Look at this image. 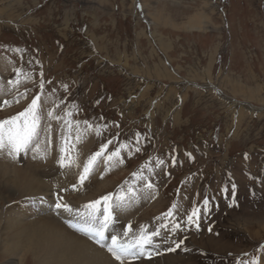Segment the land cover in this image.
Masks as SVG:
<instances>
[{"label": "rangeland", "instance_id": "obj_1", "mask_svg": "<svg viewBox=\"0 0 264 264\" xmlns=\"http://www.w3.org/2000/svg\"><path fill=\"white\" fill-rule=\"evenodd\" d=\"M37 96L39 114L70 112L71 133L77 124L90 133L83 165L107 146L82 184L47 182L51 199L112 195L121 234L115 211L148 208L155 193L138 227L180 225L178 238L160 228L150 259L125 264H264V0H0V120ZM4 195L0 264H35L12 255L5 233L11 219L36 215L20 218ZM173 241L183 243L168 251Z\"/></svg>", "mask_w": 264, "mask_h": 264}, {"label": "bare ground", "instance_id": "obj_2", "mask_svg": "<svg viewBox=\"0 0 264 264\" xmlns=\"http://www.w3.org/2000/svg\"><path fill=\"white\" fill-rule=\"evenodd\" d=\"M195 22L197 28V26H199L198 21ZM200 24L203 25V22L200 21ZM198 28L202 27L199 26ZM39 115L41 117L40 124L43 125V127L39 129V152L29 150L26 153H21L17 158L13 159L7 154V151H0V196L4 198V194L7 193V195L9 194V199L18 200L16 209L18 210L17 215L20 218L26 219L31 215H36L33 220H30L28 223L21 222L19 219L14 220V218L9 221V227H6L7 231H9L5 233L6 240L11 244L8 248L13 251L12 255L14 257H21L20 255L23 251L25 254H33L34 258L33 256L32 258L35 264H52L53 262H56L57 264H119L106 248L100 247L87 236L70 228L66 221L72 219V217L69 216L67 212H64L63 209H56L55 204L57 200L55 202L53 198L51 199L52 195H50L49 181H52L58 186H70L75 182L81 184L80 175L83 173L84 153L92 142L90 133L83 131V128L81 130L79 127L78 132L76 130L71 133L70 139L62 140V136L65 138L68 137V132L61 126L59 121L50 118L45 111H42ZM49 126H51L50 146L47 143L49 136L47 129ZM77 135L80 137L79 140L76 139ZM62 144H66L69 148L68 155L73 161L71 166L61 167L59 164V158L61 155L60 148ZM24 154L27 156L26 162H24L25 166L22 167V165L20 166L18 163L20 164L23 162ZM65 162L67 164V157ZM96 164L97 163L93 166V169L98 174L101 170H99ZM77 165H79V167H77ZM83 182H85V180ZM60 190H62L61 187ZM86 192L78 195H73L72 193L69 195H62L61 192L62 199L60 203L68 204L75 210L80 209L85 204L96 201L94 200L95 196H98L99 193L94 196L91 195V193L89 195ZM70 195L78 198L80 201H77L75 204L70 202L66 203L62 196ZM149 195H147L148 200H144L143 207L149 205L148 208H152L156 205V200L159 199V194L157 195L153 193L150 196ZM140 205L141 204L133 206L131 204L130 207H127L124 211L121 209L123 211L122 214L115 211L116 214L121 216V223L122 226H124L125 231H127L128 226L131 225L129 236H132L134 234L133 232H138L140 227H138L139 224H136L135 221L138 218V215H141L142 212L144 213V211L148 209L142 207L139 209ZM49 208L51 211L47 212L45 209ZM135 208L138 211L134 212L133 210H135ZM132 212H134V214ZM116 217L117 216L115 215V223L119 221ZM29 219H32V217ZM162 225H165L168 229L161 228ZM156 227H158V229L161 228V231L165 232L166 235L168 234V236H172L171 238H176L180 234L177 230L173 232V227L166 223L161 225L157 224ZM112 229L114 228L111 226L110 233L113 232ZM170 254L172 255V253ZM162 259L164 260L165 258ZM169 259L165 261L166 264L170 262Z\"/></svg>", "mask_w": 264, "mask_h": 264}, {"label": "snow or ice", "instance_id": "obj_3", "mask_svg": "<svg viewBox=\"0 0 264 264\" xmlns=\"http://www.w3.org/2000/svg\"><path fill=\"white\" fill-rule=\"evenodd\" d=\"M42 76V74H41ZM30 79V77H28ZM19 81H17L18 83ZM41 89H43V83L40 84ZM23 95V94H22ZM40 97H35L31 104L22 112L17 115L10 117L5 120H0V151H7V154L13 159L17 158L21 153H26L29 150H35L36 152L40 151V120L41 117L38 113ZM19 103V100H16ZM5 105L10 106L8 101H4ZM48 116L52 119L60 120L64 119L65 125H67L68 137L65 138L62 136V140L70 139L72 132V122L67 119L71 116V113H66L64 118L57 117L53 115V112H49ZM87 123V122H85ZM92 127V125H89ZM76 130L78 132L79 125H76ZM47 132L49 133L47 143L51 145V126L48 127ZM79 135L76 136V139L79 140ZM126 147V146H121ZM106 145H101V150L90 156L86 163L83 165V173L80 175L81 184L93 169L94 164L97 162L98 157L104 155L106 150ZM60 158L59 164L61 167L71 166L73 161L68 155L69 148L66 144H62L60 148ZM67 157V164H66ZM120 157V150L112 152L110 155L105 157V163L112 161L114 158ZM122 162V161H121ZM79 167V165H77ZM148 187H152L148 185ZM132 190L129 189V192ZM227 192V188L224 189ZM235 193V185H233V195ZM113 200L112 195H106L101 197L99 200L90 202L83 205L80 209H73L68 204H62L59 201L55 204L56 209H63L64 212H67L72 219L67 220L68 226L73 230L79 232L82 235L87 236L94 243L100 247L106 248V250L113 256V258L119 262V264H125V261H134L141 257L151 258L153 255V249L159 247L156 242V238L161 236L160 229L152 230L151 232L145 226H141L138 232L134 233L132 236H129L131 232V225L128 226V230L120 233L111 232L110 227L115 224V217L113 214V205L110 203ZM116 207L122 208L125 197L117 196L115 197ZM208 200H204L205 207L208 206ZM103 204L101 209L100 205ZM172 213L169 212L170 216ZM199 209H194L192 214L188 216V222L194 223V218L198 219ZM162 227H166L162 225ZM199 225L197 224V228ZM180 225L175 224L173 227V232L176 229H179ZM211 231V229H209ZM168 237H163V242H167ZM175 244L174 248H169L168 251H175L176 248H179L183 241H173ZM187 250V249H185ZM264 250V248H262ZM159 254V253H156ZM251 264H260L258 258H254L251 261Z\"/></svg>", "mask_w": 264, "mask_h": 264}]
</instances>
